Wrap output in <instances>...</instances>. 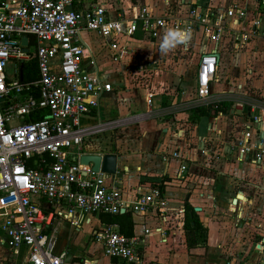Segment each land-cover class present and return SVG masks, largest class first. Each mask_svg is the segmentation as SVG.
<instances>
[{
	"label": "crops",
	"instance_id": "1",
	"mask_svg": "<svg viewBox=\"0 0 264 264\" xmlns=\"http://www.w3.org/2000/svg\"><path fill=\"white\" fill-rule=\"evenodd\" d=\"M168 2L181 9L198 5L216 12L235 3L245 13L236 23L224 20L227 28L216 48V73L209 84V97L203 101L195 98L193 71L189 76L179 66L174 75L169 73L178 82L176 90L171 87L153 94L151 105H146L145 89H132L130 84L119 82L116 70L130 57L134 60L136 47H148L149 52L157 42L142 35L121 38L134 55L126 54L113 62L104 41L93 32L83 31L82 39L95 65L91 67L83 60L82 66L97 70L112 90L100 95L97 110L91 109L82 117L81 125L91 127V131L84 137L80 152L117 155L116 171L105 183L117 186L126 201L164 178V210L130 213L132 232L149 231L137 264H264V171L228 152L229 142L250 125L249 104L264 108V0ZM96 4H103L109 16L120 9L131 13L140 5L158 15L167 6L163 0H81L72 6L81 13ZM241 31L250 36L241 47H235L233 36ZM87 34L97 38L93 45L85 40ZM211 47L204 39L189 45L194 51L192 70L201 51ZM152 63L149 56L144 62L147 70L154 68ZM210 101L223 103L226 113L194 115L195 107ZM236 101L245 105L236 107ZM184 122L188 123L186 128ZM256 127L264 130V123ZM74 154L75 149H71L69 156ZM182 164L185 168L180 171ZM184 202L198 208L194 211L206 228L202 246L186 247ZM103 216L86 215L75 227L60 222L53 236V252H64L66 264H127L103 255L99 242L93 239ZM0 264H29L25 249L12 252L1 232Z\"/></svg>",
	"mask_w": 264,
	"mask_h": 264
},
{
	"label": "built area",
	"instance_id": "2",
	"mask_svg": "<svg viewBox=\"0 0 264 264\" xmlns=\"http://www.w3.org/2000/svg\"><path fill=\"white\" fill-rule=\"evenodd\" d=\"M80 1L0 0V232L12 252L25 249L29 264H66L64 252H53V236L60 222L75 227L86 215H114L120 209L161 213L165 206L163 190L156 186L126 201L117 186L105 183L104 173L78 162L84 137L91 131L81 125V119L98 109L100 95L112 90L97 70L82 66L83 60L91 67L95 62L81 33L100 37L110 60L117 62L126 54L134 55L121 38L139 32L160 44L166 27L189 30L191 39L181 45L183 51L194 40L204 39L212 45L201 51L193 70L195 98L203 101L209 97V84L216 73V48L227 28L224 20L236 23L245 14L235 3L216 12L198 5L181 9L163 0L167 6L158 15L140 5L131 13L120 9L109 16L103 4L78 13L72 5ZM22 36L33 38L27 52L20 44ZM249 36L241 31L233 36V45L241 47ZM29 58L35 60L37 77L22 81L19 64ZM9 60L17 62L15 79L5 73ZM152 96L146 93V105H151ZM234 104L245 105L241 101ZM249 105L250 125L229 142L228 152L264 171V130L256 127L264 123V108ZM38 111L43 114L28 119ZM71 149H75L73 158ZM184 168V164L179 166L180 171ZM148 233L144 228L140 234L126 236L116 223L103 222L93 239L103 255L137 264Z\"/></svg>",
	"mask_w": 264,
	"mask_h": 264
},
{
	"label": "rangeland",
	"instance_id": "3",
	"mask_svg": "<svg viewBox=\"0 0 264 264\" xmlns=\"http://www.w3.org/2000/svg\"><path fill=\"white\" fill-rule=\"evenodd\" d=\"M84 37L88 43H91V45H93L97 39L93 38V35L90 34H87ZM158 48L159 44L153 46V50L150 49L148 52V47H146L145 50L141 47H136L134 60L130 57V60H125V62H122L116 70L119 82H126L128 85L130 84L132 89L142 87L145 89V91L149 84L150 90L159 92V94L170 90L171 87H173V90H176L175 86L178 82L176 79H172L169 73L174 75L176 72L175 68L180 66L185 73H189V76L192 75V55L194 51L190 48L183 51L181 46H178L167 55L161 56L159 54ZM31 50L32 47H29L30 52ZM149 56L153 60L152 65H154V68L147 70V66L144 65V62ZM137 65H139L140 68H136ZM16 69L17 62L9 60L6 64L5 73L7 76L15 79L16 73L14 71ZM170 70L172 72H170ZM194 115H196L195 112ZM13 122H15V120ZM187 122H184V128H186L188 124Z\"/></svg>",
	"mask_w": 264,
	"mask_h": 264
},
{
	"label": "trees",
	"instance_id": "4",
	"mask_svg": "<svg viewBox=\"0 0 264 264\" xmlns=\"http://www.w3.org/2000/svg\"><path fill=\"white\" fill-rule=\"evenodd\" d=\"M138 35L141 36V33L136 32L134 34V36ZM32 43L33 38L29 36V45H31ZM36 77L37 70L34 58H29L27 61L21 62V80L29 81L35 79ZM149 87L150 86L148 84L146 93L159 94V92L150 90ZM214 104L197 106L194 108V112L196 115H208L210 111H212L213 115L226 113L225 106L222 105L223 103L217 102ZM42 114L43 111H38L37 113L30 115L28 119L35 120L39 117V115ZM163 181L164 178H161L159 181L154 182L152 186H156L160 190H163ZM182 214V229L184 233L186 247L189 248L204 245L206 240V228L199 221L198 215L194 211L193 207L187 202H184L182 206ZM102 221L116 223L119 228V231L126 236L132 234L131 214L127 210H123L122 212L119 211L114 215H104L102 217Z\"/></svg>",
	"mask_w": 264,
	"mask_h": 264
},
{
	"label": "water",
	"instance_id": "5",
	"mask_svg": "<svg viewBox=\"0 0 264 264\" xmlns=\"http://www.w3.org/2000/svg\"><path fill=\"white\" fill-rule=\"evenodd\" d=\"M20 44L23 46V51L27 52L28 48V37L22 36L20 37ZM19 79L21 80V63L19 64ZM78 162L83 165H90V170L94 172H102L105 176L113 175L116 171V166L118 165V157L114 153H103V154H95V153H81L78 157ZM235 199L232 200L234 202ZM196 211L197 207H193ZM123 209H120L122 212ZM260 247L259 244H257Z\"/></svg>",
	"mask_w": 264,
	"mask_h": 264
},
{
	"label": "clouds",
	"instance_id": "6",
	"mask_svg": "<svg viewBox=\"0 0 264 264\" xmlns=\"http://www.w3.org/2000/svg\"><path fill=\"white\" fill-rule=\"evenodd\" d=\"M191 39V32L179 26L166 27L162 40L159 44V54L167 55L169 52L176 49L178 46L188 43Z\"/></svg>",
	"mask_w": 264,
	"mask_h": 264
}]
</instances>
